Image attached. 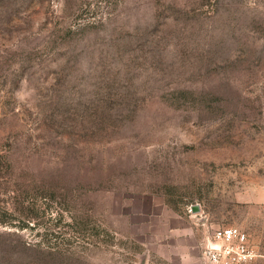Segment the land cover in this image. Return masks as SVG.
I'll return each mask as SVG.
<instances>
[{"label":"rangeland","instance_id":"374dc122","mask_svg":"<svg viewBox=\"0 0 264 264\" xmlns=\"http://www.w3.org/2000/svg\"><path fill=\"white\" fill-rule=\"evenodd\" d=\"M229 225L264 264V0H0V264H205Z\"/></svg>","mask_w":264,"mask_h":264},{"label":"built area","instance_id":"2783aa9c","mask_svg":"<svg viewBox=\"0 0 264 264\" xmlns=\"http://www.w3.org/2000/svg\"><path fill=\"white\" fill-rule=\"evenodd\" d=\"M212 237L203 252L205 264H256L259 255L239 227H222Z\"/></svg>","mask_w":264,"mask_h":264},{"label":"water","instance_id":"95a60500","mask_svg":"<svg viewBox=\"0 0 264 264\" xmlns=\"http://www.w3.org/2000/svg\"><path fill=\"white\" fill-rule=\"evenodd\" d=\"M197 209V208H196Z\"/></svg>","mask_w":264,"mask_h":264}]
</instances>
